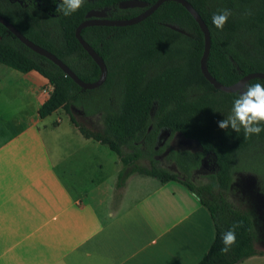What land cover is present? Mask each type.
<instances>
[{"label": "trees", "instance_id": "obj_1", "mask_svg": "<svg viewBox=\"0 0 264 264\" xmlns=\"http://www.w3.org/2000/svg\"><path fill=\"white\" fill-rule=\"evenodd\" d=\"M122 0H86L78 12L64 16L54 0H0V14L8 18L35 43L47 48L69 65L84 81L100 78L101 69L76 37V28L92 10L109 7L111 19H128L145 8H120ZM149 5L157 0H144ZM211 31L208 67L212 75L231 85L251 72H264V0H189ZM231 10L223 30L212 23V15ZM83 37L104 58L108 67L105 83L83 89L57 64L25 45L0 22V62L21 72L36 70L54 89L39 109L42 118L63 108L86 138L115 151L123 165L117 187L133 175L151 176L161 183L179 181L194 191L209 210L215 235L197 264H238L262 255L255 244L251 214L227 195L240 158L255 155L264 147V132L245 138L218 127L217 121L231 114L237 92L214 87L201 70L205 37L199 23L179 2L165 1L149 17L126 26H88ZM248 82L264 83L263 78ZM247 82V83H248ZM86 116L99 115L102 128L82 124L73 107ZM162 129L198 141L213 152L219 172L197 185L154 158ZM148 158L151 165H141ZM171 159L187 174L200 164L201 153L172 150ZM236 222L237 243L222 253L221 234Z\"/></svg>", "mask_w": 264, "mask_h": 264}, {"label": "crops", "instance_id": "obj_2", "mask_svg": "<svg viewBox=\"0 0 264 264\" xmlns=\"http://www.w3.org/2000/svg\"><path fill=\"white\" fill-rule=\"evenodd\" d=\"M53 89L0 62V264H197L215 235L201 198L147 175L117 187L115 151L63 108L40 116Z\"/></svg>", "mask_w": 264, "mask_h": 264}, {"label": "water", "instance_id": "obj_3", "mask_svg": "<svg viewBox=\"0 0 264 264\" xmlns=\"http://www.w3.org/2000/svg\"><path fill=\"white\" fill-rule=\"evenodd\" d=\"M169 0H157L154 4L149 5L147 1L144 0H122L119 3V7L126 8H146L143 12L139 13L136 16H133L128 19H111L108 17L109 7H105L101 10L92 9L86 14V19L81 22L76 28V37L83 45V47L88 51V53L92 56V58L96 61V63L100 66L101 75L100 78L93 82L84 81L79 75L69 66L67 65L61 58H59L55 53L48 50L47 48L35 43L33 40L28 38L24 33H22L8 18L0 14V22L3 23L7 29L16 35L25 45L34 50L35 52L47 57L52 60L55 64H57L67 75H69L76 83H78L83 89H94L102 86L107 77H108V67L104 60V58L93 48V46L83 37L82 30L88 26L94 25H106V26H126L136 24L141 22L142 20L149 17L153 14L162 3ZM181 3L196 19L199 23L201 29L204 32L205 37V45L203 55L201 57L200 65L201 70L204 76L214 85L215 88L226 91V92H237L240 90L244 83H247L249 80L253 78H263L264 72H251L243 76L236 83L231 85H225L220 82L217 78H215L208 67V58L211 50V31L209 26L199 13V11L194 7V5L189 0H174ZM172 134L170 129H162L157 141V148ZM188 148H198L202 149L201 144L194 140L189 139Z\"/></svg>", "mask_w": 264, "mask_h": 264}, {"label": "rangeland", "instance_id": "obj_4", "mask_svg": "<svg viewBox=\"0 0 264 264\" xmlns=\"http://www.w3.org/2000/svg\"><path fill=\"white\" fill-rule=\"evenodd\" d=\"M77 119L84 125L92 128H102L99 115L86 116L78 107H73ZM181 135L180 133H176ZM171 139V138H170ZM169 139V141H170ZM168 141V142H169ZM105 145V144H103ZM107 149L110 148L105 145ZM115 153V152H112ZM115 155H118L115 153ZM240 158L238 168L234 174V180L228 198L240 208L247 210L254 220L255 244L258 250L264 251V147L258 148L255 155L248 158ZM141 165L148 166V161L141 159ZM160 165L177 171V166L172 160H164ZM197 185L211 180L209 173H203L193 179ZM133 178L130 179L132 181Z\"/></svg>", "mask_w": 264, "mask_h": 264}, {"label": "clouds", "instance_id": "obj_5", "mask_svg": "<svg viewBox=\"0 0 264 264\" xmlns=\"http://www.w3.org/2000/svg\"><path fill=\"white\" fill-rule=\"evenodd\" d=\"M56 11L64 16H70L83 8L86 0H54ZM231 10L223 9L212 15V23L217 29L223 30L231 16ZM221 130L239 133L243 129L245 138L260 135L264 132V83H244L237 98L233 101L231 114L217 121ZM242 222H236L231 228L221 234L222 253L227 254L237 243V229Z\"/></svg>", "mask_w": 264, "mask_h": 264}, {"label": "flooded vegetation", "instance_id": "obj_6", "mask_svg": "<svg viewBox=\"0 0 264 264\" xmlns=\"http://www.w3.org/2000/svg\"><path fill=\"white\" fill-rule=\"evenodd\" d=\"M188 142L189 139L185 138L182 134L178 135V137L176 134H171L169 137L166 138L163 144H161L159 148H157L158 152L154 155V158L160 163L161 161L164 160H172L171 159L172 150H181V151L189 150L193 152H198L201 153L200 164L197 167L193 168L190 174H187L184 171L180 170L177 164L174 162L177 166V172L183 178H187L189 176L192 177L193 179H196L197 176L203 173H209L211 178L214 175H216L220 170L217 156L213 152L204 151L203 148L202 149L188 148L189 147ZM144 160L148 161L149 165H151L150 160L148 158H144Z\"/></svg>", "mask_w": 264, "mask_h": 264}]
</instances>
